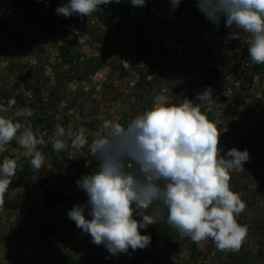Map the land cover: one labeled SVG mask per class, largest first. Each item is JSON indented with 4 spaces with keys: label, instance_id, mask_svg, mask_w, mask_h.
<instances>
[{
    "label": "rangeland",
    "instance_id": "1",
    "mask_svg": "<svg viewBox=\"0 0 264 264\" xmlns=\"http://www.w3.org/2000/svg\"><path fill=\"white\" fill-rule=\"evenodd\" d=\"M64 3L41 0L35 22L28 23L10 0H0V27L18 26L24 38L19 47L0 34V104L15 99L18 108L20 97L25 113L17 119L26 126L33 128V116L47 110L54 126L71 128L73 134L83 129L91 142L105 119L129 122L149 109L157 95L168 103L188 98L199 104L197 94L210 88L212 100L201 110L212 109L207 115L221 131V155L232 148L249 152V160L231 172L230 181L247 203L237 219L248 225L249 233L238 252H221L210 239L199 244L182 239L161 221L158 230H170L167 243L151 239L146 249L129 248L127 254L112 256L104 245L91 243L90 235L67 215L74 205L86 202L76 182L98 162L88 147L50 151L44 155L45 166L32 169L29 188H20L14 178L5 194L23 200L17 210H0V264H230V256L243 264H264V65L248 59L247 34L228 39L232 30L224 20L217 28L203 13L196 22V0H181L175 10L170 0H146L144 7L121 0L101 5V11L83 19L57 15L55 9ZM85 32L91 39L81 46L77 37ZM136 49L143 51L141 57ZM206 68H217L219 78L207 75ZM143 74H148L145 80ZM26 82L39 90V100ZM227 90L231 98L221 101L217 95ZM54 130L44 131V136L49 138ZM5 156L18 161L17 170L30 164V154L18 144L0 153V163ZM47 192L61 196L49 212L42 207ZM85 216L91 219L87 209ZM153 226L141 234L152 238Z\"/></svg>",
    "mask_w": 264,
    "mask_h": 264
},
{
    "label": "clouds",
    "instance_id": "2",
    "mask_svg": "<svg viewBox=\"0 0 264 264\" xmlns=\"http://www.w3.org/2000/svg\"><path fill=\"white\" fill-rule=\"evenodd\" d=\"M121 0H67L55 9L65 18L90 17L101 5ZM134 7L146 6V0H130ZM198 9L217 28L221 20L231 29L228 39L248 36V53L255 65H264V0H196ZM181 0H170L175 10ZM84 46L91 36L79 35ZM199 104L184 98L168 103L162 95L154 97L149 109L127 124L105 119L95 138L83 129L73 134L56 124L46 140L17 118L25 113L15 108L16 100L0 104V153L15 141L30 154V166L39 171L45 166L41 148L51 144L53 151L81 150L98 162L97 168L77 180L87 200L67 213L78 229L91 237L94 245H104L112 255L146 249L150 235L141 229L165 221L180 238L199 244L211 240L221 252H238L249 228L238 223L246 210L242 193L230 186L231 172L243 168L248 150L232 148L221 155V131L201 106L212 100V90L198 93ZM134 102V101H133ZM13 114L9 113L13 110ZM18 161L5 156L0 163V210L5 194L16 176ZM91 219L86 218L85 211ZM165 213L167 215L165 216ZM140 216L137 220L135 216Z\"/></svg>",
    "mask_w": 264,
    "mask_h": 264
},
{
    "label": "trees",
    "instance_id": "3",
    "mask_svg": "<svg viewBox=\"0 0 264 264\" xmlns=\"http://www.w3.org/2000/svg\"><path fill=\"white\" fill-rule=\"evenodd\" d=\"M10 1L12 5L20 12L22 18L26 22L28 23L35 22L39 14L40 8H41V0H10ZM194 7L197 8V3L195 4ZM201 14L202 12L200 10L194 12L193 15H194V19H196V22L199 19V16ZM2 17H4V15H2ZM1 20L2 19H0V23H1ZM114 24L116 26H119V20L114 19ZM0 34L5 36L7 39L12 41L14 44H16L19 47L23 46L24 44V38L18 26H15L13 30H11L10 28H7L6 26L0 27ZM139 44H141V42H139ZM106 51L109 52L110 50L106 48ZM142 53L143 51L141 50H137V49L135 50V54L137 55V57H141ZM151 55H154V53ZM63 57L66 58L65 53L63 54ZM206 74L212 77L214 80H217L219 78L217 68H206ZM147 75L148 74H143L141 80H145L147 78ZM24 85L29 91L33 90L32 91L33 97H36V99L39 100V98L37 97L39 95V90L37 88L31 87L29 83L27 82ZM16 87H19V86L16 85ZM183 97H186V96H183ZM17 100H18V105H17L18 108H23L24 102L21 100L20 97H18ZM46 111L47 110H43L41 114H36L32 118V121L34 122L33 130L36 131L38 135L44 136V131L53 130L55 128L54 123H53L54 117H50L49 113ZM118 122H120L121 124H127L128 120L122 119V120H119ZM260 132H261L262 137L264 138V126H262ZM44 138L46 140L48 139L46 136H44ZM16 144L17 143L15 141H12L8 146L15 147ZM41 150L44 155L49 153L50 151H53L50 143L48 144L47 147L41 148ZM32 177H33V172H32V168L30 164H25L21 167L20 170L16 171L15 184L19 186L20 188L27 189L31 185ZM43 183L44 181L41 182V184ZM22 200H23V197L20 195L16 196V198L14 199H9L7 197H4L3 207L6 210H13V211L17 210L20 207ZM60 202H61V196L59 193L47 192V193H44L42 207L47 212H49L53 210L56 206H58ZM158 227H159V223L153 226L152 228L153 237L151 239L156 241V243H162L163 245L169 241L170 235H168V233L170 232V230L163 228L162 230L159 231ZM173 231L177 233V231L174 228H173ZM184 239L186 240L187 238H184ZM59 258L65 259V256L62 255ZM230 258H231L230 264H243V262H241L238 258H235V256H230Z\"/></svg>",
    "mask_w": 264,
    "mask_h": 264
},
{
    "label": "built area",
    "instance_id": "4",
    "mask_svg": "<svg viewBox=\"0 0 264 264\" xmlns=\"http://www.w3.org/2000/svg\"><path fill=\"white\" fill-rule=\"evenodd\" d=\"M217 97H219L221 101L227 102L231 98V92L230 90H227L226 92H222L221 94H218Z\"/></svg>",
    "mask_w": 264,
    "mask_h": 264
}]
</instances>
